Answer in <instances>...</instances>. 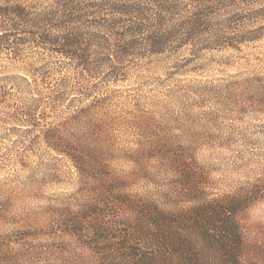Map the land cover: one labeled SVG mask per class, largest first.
I'll use <instances>...</instances> for the list:
<instances>
[{
  "label": "rangeland",
  "instance_id": "rangeland-1",
  "mask_svg": "<svg viewBox=\"0 0 264 264\" xmlns=\"http://www.w3.org/2000/svg\"><path fill=\"white\" fill-rule=\"evenodd\" d=\"M15 1L50 25L0 46V264H94L136 222L234 198L239 264H264V38L90 74L48 41L63 37V0ZM243 10L264 28V0ZM83 16L96 22L93 7Z\"/></svg>",
  "mask_w": 264,
  "mask_h": 264
},
{
  "label": "trees",
  "instance_id": "trees-1",
  "mask_svg": "<svg viewBox=\"0 0 264 264\" xmlns=\"http://www.w3.org/2000/svg\"><path fill=\"white\" fill-rule=\"evenodd\" d=\"M87 2L63 0L57 6L63 14V37L48 35L51 43L63 39V55L77 59L85 73L102 68L113 73L127 59L158 57L184 46L240 51L246 43L264 38V28H247V22L259 17L243 16V8L256 0H100L92 5L93 25L83 16L86 8H92ZM47 17L15 0H5L0 6V46L29 42L36 30L50 25ZM86 38L99 42L103 58L89 57L83 43ZM240 204L236 198L214 200L195 205L185 216L153 214L146 227L136 229V222L128 233H116L110 241L115 246L101 255L95 252L94 264H239L242 235L236 215Z\"/></svg>",
  "mask_w": 264,
  "mask_h": 264
}]
</instances>
